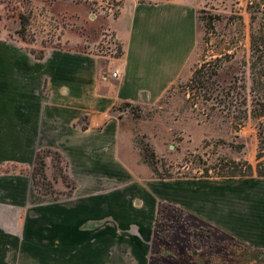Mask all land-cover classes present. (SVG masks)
Returning a JSON list of instances; mask_svg holds the SVG:
<instances>
[{
  "label": "crops",
  "instance_id": "obj_1",
  "mask_svg": "<svg viewBox=\"0 0 264 264\" xmlns=\"http://www.w3.org/2000/svg\"><path fill=\"white\" fill-rule=\"evenodd\" d=\"M119 2L108 32L121 58L60 48L38 58L0 38V264H149L160 203L264 252V177L144 178L121 157L118 107L154 104L182 76L198 20L187 0ZM41 149L66 163L69 200L34 189Z\"/></svg>",
  "mask_w": 264,
  "mask_h": 264
},
{
  "label": "rangeland",
  "instance_id": "obj_2",
  "mask_svg": "<svg viewBox=\"0 0 264 264\" xmlns=\"http://www.w3.org/2000/svg\"><path fill=\"white\" fill-rule=\"evenodd\" d=\"M102 1L0 0V38L18 42L35 57L60 48L109 60L121 58L122 47L108 32L110 18L103 14L88 18ZM187 1L196 6L197 44L182 76L158 102L118 112L120 155L144 178L215 176L224 167L227 171L233 161L256 165L259 121L244 118V94L239 87L243 63L250 58L251 31L264 29L261 13L252 23L247 5L257 11L252 3L264 0ZM212 69L219 71L213 86L208 82ZM200 75L203 85L210 86L208 92L194 81ZM234 85L238 94L227 97L225 92ZM52 160L46 159L49 186L36 189L33 183L34 189L49 193L44 195L46 202L69 200L76 185L69 179L67 185L62 183L58 173L68 178L67 169L62 161L54 169ZM15 171L29 172L24 166ZM166 224L163 219L161 225ZM159 236L163 239L154 235L150 246L149 264H264L263 251L247 248L188 216L177 225L170 223Z\"/></svg>",
  "mask_w": 264,
  "mask_h": 264
},
{
  "label": "trees",
  "instance_id": "obj_3",
  "mask_svg": "<svg viewBox=\"0 0 264 264\" xmlns=\"http://www.w3.org/2000/svg\"><path fill=\"white\" fill-rule=\"evenodd\" d=\"M263 1V0H262ZM251 2V1H250ZM254 7H256L257 11L253 10V6L247 5L248 13L251 16L252 23L255 21L256 14L261 13V18L264 19V3L261 2H254L252 3ZM21 27H23V22L20 20ZM38 57V58H42ZM219 71L212 69L210 74V80L208 81L213 86V81L216 77H218ZM241 81L243 84L239 87L241 91H243L244 98H243V105H244V118L247 119L248 116H251L255 120H258L257 125V141H258V148L256 153V165L252 166L247 161L241 162H231L227 171H225L224 167L220 174L215 176H200V177H218V178H236V177H264V89H263V78H264V29L254 31L252 29L250 34V58L243 63V70L241 71ZM249 79V82L248 80ZM194 81L202 85L201 89L206 88L205 92L210 90V86L208 83L204 86L203 76L200 75ZM226 96H230L232 94H238V91L235 92V85L230 86L229 89L225 92ZM205 96V95H204ZM233 96V95H232ZM134 105L130 103H122L118 108L124 109L128 107H133ZM82 119L81 121H83ZM85 129L84 126H82ZM152 155V154H151ZM54 156V157H53ZM55 160L52 164L54 169L57 170V162H63L64 166L66 167V163L62 160L60 154L56 151H51L49 149L39 150L35 157H34V165L32 168L31 176L33 179V183L35 188L45 189L46 186H49L47 181L45 169L47 161L46 159L51 158ZM61 171V169H58ZM59 177L61 178L62 183L67 185L68 178L66 176H61L58 173ZM58 177V178H59ZM57 178V177H56ZM158 178H172L171 176L167 177H158ZM74 189V187H73ZM39 191V190H38ZM47 192V191H44ZM39 193L43 195H48L49 193H43L41 190ZM51 195V194H50ZM187 216V214L181 210L180 208L174 207L169 204L160 203L158 205L157 214L154 223V233L158 236V238L163 239L159 234H161L162 230H166V227L170 223L172 224H179L181 221V217ZM165 220L168 224L161 225V221ZM163 228V229H160ZM235 241L234 239H232ZM238 242V241H237ZM240 243V242H238ZM241 245L247 247L246 245ZM249 248V247H247ZM254 250V249H253ZM257 251V250H256Z\"/></svg>",
  "mask_w": 264,
  "mask_h": 264
},
{
  "label": "built area",
  "instance_id": "obj_4",
  "mask_svg": "<svg viewBox=\"0 0 264 264\" xmlns=\"http://www.w3.org/2000/svg\"><path fill=\"white\" fill-rule=\"evenodd\" d=\"M119 0H103L102 3L100 5V3L97 4V7H95V9L91 10L88 13V18L90 20H95L97 19L101 14H103L104 16L113 19L118 11H119V7H120V2L118 3ZM111 76L113 78H117L118 77V73L115 71L111 74Z\"/></svg>",
  "mask_w": 264,
  "mask_h": 264
}]
</instances>
